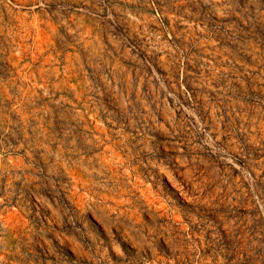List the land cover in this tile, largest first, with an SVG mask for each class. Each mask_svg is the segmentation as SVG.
Segmentation results:
<instances>
[{"label": "clouds", "instance_id": "9594fccd", "mask_svg": "<svg viewBox=\"0 0 264 264\" xmlns=\"http://www.w3.org/2000/svg\"><path fill=\"white\" fill-rule=\"evenodd\" d=\"M0 264H264V0H0Z\"/></svg>", "mask_w": 264, "mask_h": 264}]
</instances>
